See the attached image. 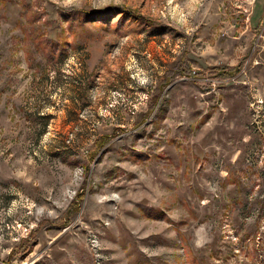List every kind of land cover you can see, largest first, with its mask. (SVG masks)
<instances>
[{
	"label": "rangeland",
	"instance_id": "374dc122",
	"mask_svg": "<svg viewBox=\"0 0 264 264\" xmlns=\"http://www.w3.org/2000/svg\"><path fill=\"white\" fill-rule=\"evenodd\" d=\"M0 264H264V0H0Z\"/></svg>",
	"mask_w": 264,
	"mask_h": 264
},
{
	"label": "trees",
	"instance_id": "16d2710c",
	"mask_svg": "<svg viewBox=\"0 0 264 264\" xmlns=\"http://www.w3.org/2000/svg\"><path fill=\"white\" fill-rule=\"evenodd\" d=\"M73 15H74V14H69V13H67V14H65V16H64L65 18H63V19H65V20L68 21L69 19L73 18ZM61 16H62V15H61ZM62 17H63V16H62ZM40 43H42V42H40ZM40 43H38L37 46H40ZM49 50H50V49H49ZM49 50H48V51H49ZM51 51H53V50H51ZM213 72H214V71H213ZM154 105H155V104H153V105L151 106V109L148 111L147 116H149V115L151 114V112L153 111V109H154Z\"/></svg>",
	"mask_w": 264,
	"mask_h": 264
}]
</instances>
